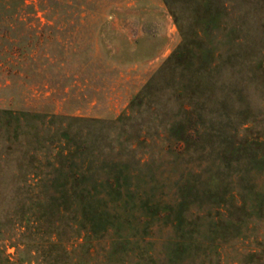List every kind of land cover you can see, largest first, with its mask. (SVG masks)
Masks as SVG:
<instances>
[{"label":"rangeland","instance_id":"obj_1","mask_svg":"<svg viewBox=\"0 0 264 264\" xmlns=\"http://www.w3.org/2000/svg\"><path fill=\"white\" fill-rule=\"evenodd\" d=\"M57 1V66L0 69V107L101 123L43 197L0 183V264H264V0Z\"/></svg>","mask_w":264,"mask_h":264},{"label":"trees","instance_id":"obj_2","mask_svg":"<svg viewBox=\"0 0 264 264\" xmlns=\"http://www.w3.org/2000/svg\"><path fill=\"white\" fill-rule=\"evenodd\" d=\"M41 2L37 8L35 4H28V0H0V69H4L7 82L14 79L31 80L38 73V66L43 60L47 64L42 65L50 69L57 66L59 58L54 46L59 42L54 38L58 1ZM65 6L71 11L74 2L71 5L65 1ZM40 13L44 14L46 24H43ZM76 53L63 51V57L68 60ZM6 84L5 89L10 87ZM148 86L133 99L127 118L136 114V104L146 99ZM124 118L116 123H122ZM59 121L62 123L57 125ZM74 121L101 123L96 119L46 113L25 107H0V183L9 178V187L43 197L56 180L53 175L44 174L45 168L61 173L65 165L72 164L76 158L84 165L86 158L79 153L82 149L68 127ZM72 175L77 185L85 177V173Z\"/></svg>","mask_w":264,"mask_h":264}]
</instances>
